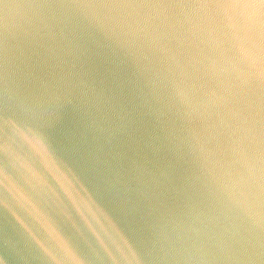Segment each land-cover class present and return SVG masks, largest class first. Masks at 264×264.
I'll use <instances>...</instances> for the list:
<instances>
[{
    "label": "water",
    "instance_id": "1",
    "mask_svg": "<svg viewBox=\"0 0 264 264\" xmlns=\"http://www.w3.org/2000/svg\"><path fill=\"white\" fill-rule=\"evenodd\" d=\"M0 264H264V0H0Z\"/></svg>",
    "mask_w": 264,
    "mask_h": 264
}]
</instances>
